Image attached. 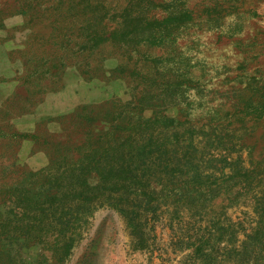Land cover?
Masks as SVG:
<instances>
[{"label": "rangeland", "instance_id": "374dc122", "mask_svg": "<svg viewBox=\"0 0 264 264\" xmlns=\"http://www.w3.org/2000/svg\"><path fill=\"white\" fill-rule=\"evenodd\" d=\"M0 264H264V0H0Z\"/></svg>", "mask_w": 264, "mask_h": 264}, {"label": "crops", "instance_id": "0c3cea01", "mask_svg": "<svg viewBox=\"0 0 264 264\" xmlns=\"http://www.w3.org/2000/svg\"><path fill=\"white\" fill-rule=\"evenodd\" d=\"M54 68H57V65L53 66ZM86 75H88L86 73ZM26 81H28V77H26ZM44 86L42 85L40 88L42 89ZM45 87L48 89V87L45 85ZM98 107H106L109 108L110 111L108 112H100L98 110ZM125 108H129V106L126 104ZM121 109V106H119V104H117V102L115 101H110L108 99H104L99 103H95V102H88V103H76V105H74V109L63 112L62 114H58L57 116L55 115H46V114H42V112H40V120H36V122H40V121H50L52 119H59L61 120V122H64V125L67 124H72L75 125L77 123H81L84 124L86 121L91 120L95 115L96 112L99 113V116L102 117V119L107 122L102 123L103 125L105 124V126H107L106 128V133L109 136H113L115 134L118 133V135H122V132H124L125 127H123V125L120 124V117L123 115V113H121L119 110ZM126 110V109H124ZM96 111V112H95ZM44 113V112H43ZM121 113V115H120ZM85 120V121H84ZM98 128H95L94 131H96ZM91 130V129H90ZM88 131V130H87ZM92 130V132H94ZM90 132V131H89ZM95 133V132H94ZM93 136V134L91 135V132L85 136V139L82 140L81 139V146L79 147L78 145H74L71 143L72 140H70V138H68L67 142L64 144V148H68L69 150H67L66 152L69 151H73L76 147L77 148H82L86 143H89L91 137ZM95 137L101 138L103 137L102 135H96ZM74 138V137H73ZM72 149H71V148ZM75 147V148H73ZM89 150H87L86 152H88Z\"/></svg>", "mask_w": 264, "mask_h": 264}, {"label": "trees", "instance_id": "16d2710c", "mask_svg": "<svg viewBox=\"0 0 264 264\" xmlns=\"http://www.w3.org/2000/svg\"><path fill=\"white\" fill-rule=\"evenodd\" d=\"M120 140L121 139H119V141H118V143L120 144L121 142H120ZM122 144V143H121ZM122 145H120V147H121ZM118 149H120V148H118ZM106 153V152H105ZM78 195H81L80 193H78L75 197H78L79 198V196ZM82 196V195H81Z\"/></svg>", "mask_w": 264, "mask_h": 264}, {"label": "bare ground", "instance_id": "6f19581e", "mask_svg": "<svg viewBox=\"0 0 264 264\" xmlns=\"http://www.w3.org/2000/svg\"><path fill=\"white\" fill-rule=\"evenodd\" d=\"M12 205V204H11Z\"/></svg>", "mask_w": 264, "mask_h": 264}]
</instances>
